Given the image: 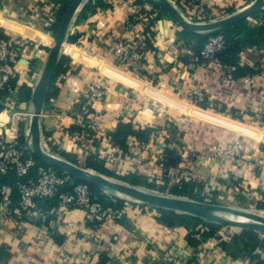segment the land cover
<instances>
[{"label":"crops","instance_id":"crops-1","mask_svg":"<svg viewBox=\"0 0 264 264\" xmlns=\"http://www.w3.org/2000/svg\"><path fill=\"white\" fill-rule=\"evenodd\" d=\"M113 1L110 5V1L101 0L104 5L97 7L98 11L103 8L101 12L80 20L78 17L85 6L88 3L95 5L92 0H85L71 24L66 44L76 43L70 42L71 36L86 37L92 48L86 50L76 44L70 47V53L63 50L70 58L69 69L55 82L58 94L49 101L47 99L45 104L41 121L47 127V134H79L76 119L67 113L73 99L70 96L89 83H100L107 89V95L91 102L94 114L102 122V133L94 142L104 145L105 148L100 147L99 151L110 160L114 157L120 168L145 175L161 173L167 165L166 157L161 156L170 137L169 125H176L185 132V144L189 146L185 152L187 156L174 167L179 169L182 183H194V192L202 195L228 192L241 196L246 193L256 204L264 200V37L259 38L257 45L247 46L238 53L237 65L228 66L234 71L244 69L233 80L223 82V64L198 63L193 49L188 50L186 57H180V44L175 41L177 35H171L167 25L166 31L164 28L156 33L157 49L149 55L148 63L152 75L145 78L118 66L112 56L103 52L105 43L88 33L96 28L94 21L97 19L101 20L99 25L105 35L127 32L124 23L138 7L131 0ZM171 1L183 6L189 14L194 13L195 9L188 7L189 0ZM201 1L208 6L210 15H216L231 10L240 0ZM59 7L51 0H0V28L10 37L14 34L36 45L35 49L27 45L15 65L19 90L15 89L11 99L17 100L21 107L26 104L25 113L30 112L32 94L47 58L46 52L54 42L53 33L45 28L56 22ZM253 21L257 27H263L264 15L257 14ZM100 53L107 56L110 63ZM96 61L103 63L97 66ZM211 65L220 68L219 74L213 72ZM195 89L204 93L208 109L185 98L189 90ZM26 91L28 95H22ZM182 100L190 106H184ZM222 116L229 119L222 120ZM120 122H131L134 129L149 127L161 131L157 132L156 140L152 139L145 146H140L142 140L138 137H130L125 151L112 141L107 142ZM233 141L248 148L247 156L226 160L212 156L214 149L223 142ZM75 145L80 149L76 143L70 144L69 149H76ZM17 198L18 194H14V200ZM54 208V214L47 213L45 220L32 221L28 218L8 219L4 215L6 208L0 204V226L3 228L0 264H159L160 260L167 261L174 250L185 257L183 264H188L194 254L187 241L190 230L185 225L168 227L155 214L143 213L139 207L126 213L123 220L105 213L107 217L102 222L91 221L84 208H73L64 213L57 210V205L49 207ZM203 232L204 228L193 235L201 241L196 264H264V247H252L254 250L250 247L245 253L240 250V243L234 242L238 247L234 244L223 247L221 238H207Z\"/></svg>","mask_w":264,"mask_h":264},{"label":"built area","instance_id":"built-area-1","mask_svg":"<svg viewBox=\"0 0 264 264\" xmlns=\"http://www.w3.org/2000/svg\"><path fill=\"white\" fill-rule=\"evenodd\" d=\"M108 1H110L111 5L114 4L113 0ZM131 1L135 7H138L135 20L133 21L128 17L123 26L127 32L119 35L114 33V38L110 42H107L108 45L103 49V52L108 56H112L114 62L120 67L128 70L131 69L141 76L149 78L152 75L148 71L149 55L139 49V44L143 40L145 28L149 27L150 31H155L156 23L151 25V21L156 16V13L146 11L151 9L147 6V3L143 5L136 3V0ZM153 9L157 12L155 7ZM191 16L194 19L210 16L208 6L201 1ZM148 36L150 37V33H148ZM26 48V43L21 40L10 36L8 39L0 37V89H3L12 77L15 76V73H17L16 66L11 64L12 62L17 63L16 51L22 49V54H24ZM226 48L227 43L223 34L212 36L201 51V57H196V59L199 61L200 58H203L204 63L221 65L219 56ZM223 68L225 70L223 82L233 80L234 69L225 65ZM84 91L86 97L84 109H86V106L91 105L92 101L102 100L107 95V90L101 88L99 84H87ZM185 98L190 103L197 104L198 101H204V93L197 89L189 90L185 94ZM9 100L10 98H8ZM8 101L2 113L8 111V106L13 108L14 100H11L12 103ZM88 110L87 116L84 119L81 118L79 123L86 131L87 137H89L87 141L93 143L95 139L100 138L102 122L97 119L96 115L90 112V107ZM15 115H24L23 119H25L31 113H16ZM5 122L0 127V177L15 175L16 178L12 183L0 184V204L2 208H6L4 215L9 217L8 219L28 218L32 221L45 220L48 215L47 213L54 214L55 212V208L49 209V211L46 210L49 207L46 206L45 201L47 199L59 198L57 210L60 209L62 212L67 213L73 208H84L91 221H100L103 214L99 199L100 194H103L105 191L101 190L99 194L89 184L76 180L68 173H60L56 168L37 160L30 152L32 137L29 124L26 127L25 141L22 142L18 135V124L14 131L15 135L11 136L9 129L6 131L3 129L6 125ZM79 134H75L78 141L81 139L79 138ZM82 141L85 143L84 138L80 142L82 143ZM111 141L112 138L108 137L107 142ZM102 147L105 148L104 145ZM247 149L238 141L223 142L219 147L214 149L212 156L222 160L228 158L243 159L249 152ZM16 191L18 198L14 201ZM121 215L119 213L116 217L120 218ZM2 235L3 228L0 226V237Z\"/></svg>","mask_w":264,"mask_h":264},{"label":"rangeland","instance_id":"rangeland-1","mask_svg":"<svg viewBox=\"0 0 264 264\" xmlns=\"http://www.w3.org/2000/svg\"><path fill=\"white\" fill-rule=\"evenodd\" d=\"M92 1L95 2V5L93 6L96 7V9H94V12H101L103 8H101L102 10L100 9V11L97 10V7H99L98 4L101 2V0H92ZM254 1L255 0H240L238 5L234 6L231 10H228L225 12H219L216 15H210L202 19H194L192 16H190L191 14H189L188 11L183 6L177 3H173V4L189 20L194 21V22H204L205 23V22H214V21L223 19L235 12H238L246 8L247 6L251 5ZM147 6L151 8V9H148L151 11H148V10L146 11L150 13L152 12L156 13V16H154L153 18H158L156 26H155V32L156 33L157 31L162 32L161 29L164 30L165 26L167 27V25H169L170 28L168 29H171L170 34L172 35L173 33H175L177 35V38L175 37V35L174 37H175V41L179 42L180 44L179 45L180 57H183V58L186 57L187 54H189L188 50L192 49V46L194 45V39L184 38V37L181 38L179 36V32L185 29L173 17H171L165 10L160 8L159 10H157V12H155V10L153 9L154 5L147 3ZM259 15L261 14H258V16ZM256 16L257 14L251 15L247 17L246 19H244L241 23L236 25L238 27L236 26L234 27V34L235 35L241 34V38L246 39L247 36L249 35L247 31V27H251V28L257 27L256 22L253 21V19ZM100 22H101L100 19L95 20L94 25H96V28L91 29V31H89L88 33H90L91 37H94L95 39H97V41H100L102 43L109 33H107L106 35L104 34L103 28L101 27V25H99ZM166 30L167 28H165V31ZM11 36L13 38H16L17 40H21L25 42L26 45H29L30 48H33V49L36 48V45L33 42H31L29 39H23L22 37L16 36L14 34H12ZM52 40L53 38L51 39V43H52ZM75 44H77L78 46L82 48H85L86 50H90L92 48L91 41L87 39L86 37H79ZM46 53L48 54V51ZM100 55L103 56V54L101 53ZM103 57L105 58L107 62L109 61L107 56L104 55ZM127 75L131 77L132 79L134 78L132 74L128 73ZM89 84H99L101 88L107 90L100 83H89ZM84 92L85 91L83 88L79 90V92L75 91V93H73V95L70 96V98H73V99L71 100V103L67 107V113L76 119L77 121L76 124H78V126L82 129V131L81 129H79V133H80L79 138L81 139L84 138L85 143L83 142L81 143L80 142L81 139L80 141L76 139L75 137L76 132H67V134H57V133L53 134V132H50V134H47V130H46L47 127L44 123H42V146L43 148L49 151L50 153L55 154L61 158H64L71 162H75V163L77 162L76 164L81 162V164L79 163L78 165L92 172L102 174L115 181L126 183L128 185L138 187L142 190H145L151 193L179 197L172 192L173 187L180 186L182 184V179H180L179 169L174 168L176 166L164 165L162 172L156 173L155 176L152 174L145 175L143 173H139L133 170L125 171V169L120 168V163H118V161L113 160L114 157H112V159L109 160L106 157L107 156L106 154H103L102 152L99 151V148L102 147L101 143L99 142L89 143L87 141V138L89 137H87V133L84 130V128L80 125L79 121L81 120V118L84 119V117L87 116L86 114L89 112L88 110L89 107H90V112L92 114H94V111L91 108V105L86 106V109L83 108L86 105L85 103L86 97L84 95ZM9 96L8 97L10 98V100L8 102H11L12 95H9ZM80 101L82 102L80 103ZM180 102L186 104L184 106L189 105L187 104V102H184L183 100ZM12 106L13 108L8 106V111L6 112L5 116H3L4 118L7 117L6 122H5L6 125L5 127H3V129L5 131L9 129L10 130L9 134L11 136H14L15 135L14 131L17 127L16 125L18 124L19 126L18 135L20 137V140L24 142L25 136H26V127L28 126L29 122L27 120V117L23 119L24 115H15V114L25 113L27 111L26 104H23V106L21 107L18 104V101L15 100V104ZM48 111H51V108H49ZM45 114L47 115V113ZM45 118L46 116H44V120ZM220 118L222 120L229 119L228 116H222ZM125 123H131V122H125ZM169 126H171L170 131L172 132V134L170 132V137L166 140V147L161 157L162 158L167 157L166 149L173 150L174 153L172 155V158L174 157L180 158V161L177 164L178 166L180 163H182L183 157L187 156L186 155L187 153L185 154V152L189 150L188 148L189 146L185 144L187 140L185 139V134H184L185 132L183 131V129L176 125H169ZM158 131H161V129L152 131L151 135H149V137L147 138V141L142 140L141 141L142 145L140 146H145L146 144L149 145L152 139L153 141L156 140V135ZM74 143H76L78 147H80V149L76 148V145H75L76 149H73V150L69 149V145L74 144ZM93 146L96 148L94 151L92 150L94 148ZM93 163L98 164L99 169L96 170L92 165ZM172 168H174L175 171ZM178 178L180 181L178 180ZM186 178H192V176H187ZM210 188H211V185H210ZM199 193L200 192L195 193L196 194L195 200L203 201L207 203H215L219 205H226V206L234 207L240 210L254 212V213L264 216V200H259V202L256 204V202L253 201L252 198L247 197L246 193L241 194V196L235 193H230L231 194L230 195L228 194V192H225V193L218 192L215 194L212 193V195L207 194V193L206 194L204 193V195H202ZM103 194L109 199V201L119 203L120 200H122L123 203L121 207L108 208L105 210L102 209L101 211H102L103 217L102 219H100V222H102V220H104L107 216L112 217L114 215L115 216L118 215L119 213L122 214L120 217V220H123L125 218L126 213L129 214L130 210L137 209L138 207H139V210L140 209L143 210V213L155 214L158 218L161 216V213L158 207H155L153 205L146 204L144 202L130 198L127 195H124L117 191L106 190ZM125 207H128V208H125ZM105 213L107 215L106 217H105ZM210 222L212 221L206 220L204 222H198L196 218L191 217L190 219L187 220L188 226H185V227L188 229V231L190 230V233H193L195 235L198 234V232H201L202 228H204L206 232H214L217 238L219 237L222 239L221 243L223 247H228V246L233 247V244H234V247H238V245H236L235 243H240V250L245 253H248L250 251V247H251V250H254L252 249V247L253 248L255 247L256 241L259 238H264V233L258 230L247 229V228H242V227H238L234 225H227V224H222V223H217V222H215V224L212 223L211 225ZM184 259H185L184 256L182 257L181 254H178V252L174 250L170 252L168 256V260L166 259L167 261H165L164 259L160 260L159 264H183Z\"/></svg>","mask_w":264,"mask_h":264},{"label":"water","instance_id":"water-1","mask_svg":"<svg viewBox=\"0 0 264 264\" xmlns=\"http://www.w3.org/2000/svg\"><path fill=\"white\" fill-rule=\"evenodd\" d=\"M84 1L85 0H74L64 13L54 35V42L49 48L40 78L33 91L30 102L31 115H29L27 118L32 137L30 145L31 154L37 160L47 164L48 166H52L61 170L62 172L68 173L76 180L87 183L100 190L117 191L127 195L130 198L158 208L170 209L181 213L190 214L204 220L234 225L247 229H254L264 233L263 215L240 210L226 205L207 203L190 198L173 197L163 194L151 193L138 187L115 181L102 174L87 170L76 163L51 154L43 148L41 117L48 99L50 87L63 54L64 46L69 37L71 24ZM142 1L165 10L185 30L204 38H210L215 35L223 34L234 28L247 17L254 15L256 12L264 9V0H255L246 8L223 19L204 23L194 22L186 18L171 0Z\"/></svg>","mask_w":264,"mask_h":264},{"label":"trees","instance_id":"trees-1","mask_svg":"<svg viewBox=\"0 0 264 264\" xmlns=\"http://www.w3.org/2000/svg\"><path fill=\"white\" fill-rule=\"evenodd\" d=\"M55 5H59V9L57 10V20L56 22L49 28H45L46 31L53 33V35H55L58 25L64 15V13L66 12V10L68 9V7L71 5V3L74 0H51ZM136 3L139 4H145L146 2L142 1V0H136ZM189 5L188 7H191L193 10L196 9L201 1L200 0H189L188 1ZM94 4L92 3H88L84 10L81 12V14L79 15L78 19L80 20H84L87 19L92 13H94ZM98 5L103 6V2H100ZM157 10H159L160 8L157 6H154ZM263 14L264 15V11H258L255 14ZM137 15V12L132 13L130 15V19H132L133 21L135 20V17ZM157 19L158 18H154L151 21V25H154L155 23H157ZM136 24V23H135ZM238 27V26H236ZM121 28V27H120ZM120 30L123 31V29L121 28ZM247 31L249 33V35L247 36L246 39L241 38V34H234V28L230 29L229 31L223 33L225 39H226V43H227V48L226 50L219 56L220 57V61L221 64L228 66V65H237V55L240 51H242L243 49H245L247 46H254L258 44L259 38H263L264 37V26L263 27H247ZM148 33H150V37L148 36ZM115 36L114 32H111L108 34V36L104 39L103 43H105V47L108 45L107 42H109V40L113 39ZM156 36V32L155 31H150L149 27L145 28V32H144V36H143V40L140 41L139 44V49L147 54L150 55L152 53V51L156 50L157 47L154 43V39ZM179 36L181 38H192L194 39V45L192 46L193 51L195 52V55L197 57H201V51L203 50V48L205 47L206 43L208 42L209 38H204V37H200L197 35H194L190 32H188L187 30H181L179 32ZM0 37L8 39L9 36L6 33L5 30L0 28ZM78 36H71L69 38L70 42H77ZM109 39V40H108ZM72 46H77L76 44H66L65 46V51L70 53V47ZM23 50H17L16 51V61L19 60L22 57ZM70 61L69 56L63 54L59 63V66L57 68V71L55 73L54 76V80L52 82V85L50 87V91H49V95H48V101L51 97H54L58 94L59 89L55 87V82L58 79L59 76L65 74L68 69V62ZM204 60L203 58H200L198 63H203ZM13 66L16 65V63L12 62L11 63ZM208 64H213V63H208ZM118 65V64H117ZM214 65V64H213ZM211 65L213 68V72H216V74H219V70L220 68L217 66H213ZM119 66V65H118ZM242 69H237L236 71H233V76L237 77L239 76V71L241 73ZM131 70V69H130ZM132 71V70H131ZM219 71V72H218ZM18 78V73H15V76L12 77V79L8 82V84L3 88L0 89V114L1 112L4 110V108L6 107V102L8 101L7 98H9V95H12L17 89L16 86V81ZM155 83V82H154ZM16 89V90H15ZM20 91L22 92V90L20 89ZM25 95H28V92H24ZM9 96V97H8ZM30 99V97L28 98ZM197 105H200L201 107L208 109L209 105L204 101L197 102ZM216 109V108H215ZM219 111H223V110H219ZM5 112L2 113L0 115V124L2 125L4 121H6L7 117L4 118L3 116H5ZM233 118H238L241 119L239 116H232ZM81 129V128H80ZM82 131V129H81ZM80 131V132H81ZM153 131L152 128H139V129H134L132 123H125V122H120L118 129L113 132L111 134V138H112V143L115 146L120 147L123 150H127V141L130 137H138L139 139L143 140V141H147V138L149 137V135L151 134V132ZM83 140V139H82ZM83 142V141H82ZM166 153H167V157H166V164L167 165H173V166H177V164L180 161V158L178 157H174L172 158V155L174 153L173 150L170 149H166ZM75 163V162H73ZM77 163V162H76ZM81 164V162H79ZM78 163V164H79ZM45 164V163H44ZM47 165V164H46ZM93 167L97 170L99 169V165L96 163L92 164ZM56 170L60 173H62L61 170L57 169ZM15 175H10V176H3L0 177V184H8V183H12L15 181ZM91 186V185H90ZM91 188L100 194L101 190L91 186ZM196 188V185L192 182H187V181H183L181 186H176L172 188V192L182 198H190V199H195L196 198V194L194 193V190ZM15 194H17V191L15 192ZM15 201V200H14ZM123 201L120 200L119 203L113 202V201H109V199L104 195V194H100V199H99V204L101 206V210L102 209H108V208H116V207H121L122 206ZM46 206L50 207V206H58L59 204V198H54V199H47L45 201ZM49 209V208H48ZM161 216L158 218L159 221L161 223H163L164 225L168 226V227H177L180 225H185L188 226L187 220L190 219L191 217H194L197 219L198 222H204L206 220L190 215V214H186V213H181L178 211H174V210H170V209H165V208H158ZM211 225L212 223L215 224V222H210ZM193 233H189L187 235V241L189 243V245L193 248L194 250V254L192 256L191 259L188 260V264H196L197 263V259L198 256L200 255V245H201V241L194 238ZM203 236L209 238V237H214L215 234L214 232H203L202 234ZM255 246H261L264 247V238H259L256 241Z\"/></svg>","mask_w":264,"mask_h":264},{"label":"bare ground","instance_id":"bare-ground-1","mask_svg":"<svg viewBox=\"0 0 264 264\" xmlns=\"http://www.w3.org/2000/svg\"><path fill=\"white\" fill-rule=\"evenodd\" d=\"M64 49H65V47H64ZM103 63V62H102ZM101 62H99V61H96L95 62V64L97 65V66H100V64H102ZM2 125L0 124V127H1Z\"/></svg>","mask_w":264,"mask_h":264}]
</instances>
